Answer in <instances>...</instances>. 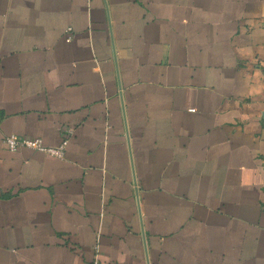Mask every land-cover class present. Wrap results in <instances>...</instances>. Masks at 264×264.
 <instances>
[{
    "label": "crops",
    "instance_id": "crops-1",
    "mask_svg": "<svg viewBox=\"0 0 264 264\" xmlns=\"http://www.w3.org/2000/svg\"><path fill=\"white\" fill-rule=\"evenodd\" d=\"M0 264H264V0H0Z\"/></svg>",
    "mask_w": 264,
    "mask_h": 264
},
{
    "label": "built area",
    "instance_id": "built-area-1",
    "mask_svg": "<svg viewBox=\"0 0 264 264\" xmlns=\"http://www.w3.org/2000/svg\"><path fill=\"white\" fill-rule=\"evenodd\" d=\"M4 141L10 150H17L20 147H27L57 157H63L64 154V142L57 147H53V146L44 145L40 140V138L37 137L27 138V137H18L16 135H7L4 138Z\"/></svg>",
    "mask_w": 264,
    "mask_h": 264
}]
</instances>
